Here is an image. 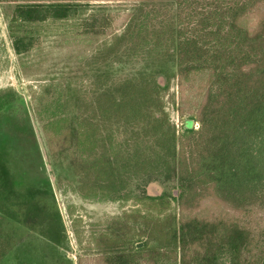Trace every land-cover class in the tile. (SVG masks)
<instances>
[{
  "label": "trees",
  "instance_id": "1",
  "mask_svg": "<svg viewBox=\"0 0 264 264\" xmlns=\"http://www.w3.org/2000/svg\"><path fill=\"white\" fill-rule=\"evenodd\" d=\"M0 1L13 5L6 24L17 55L37 45L39 25L74 20L79 35L110 36L101 60H172L183 95L182 81L206 73L178 132L163 101L168 76L164 85L145 72L95 77L79 90L73 129L57 82L32 94L49 153L67 151L83 198L116 201L132 185L143 192L152 181H176L178 226L144 221L142 244L114 247L111 264L155 256L168 264H264V0H128L130 12L82 18L83 7L114 0ZM7 102L0 99V109ZM9 173L0 158V212L19 219L34 194L8 183Z\"/></svg>",
  "mask_w": 264,
  "mask_h": 264
},
{
  "label": "rangeland",
  "instance_id": "2",
  "mask_svg": "<svg viewBox=\"0 0 264 264\" xmlns=\"http://www.w3.org/2000/svg\"><path fill=\"white\" fill-rule=\"evenodd\" d=\"M101 3L83 7L80 17L95 11L130 12L135 7L134 1L128 0ZM12 8L11 3L0 1V99L8 100L0 109V158L10 171L8 183L34 194V203L19 211V219L0 212V245L8 243L0 264H111L114 247L142 244L144 236L138 232L146 228L144 221L178 226L176 181H152L143 192L132 185L129 195L116 201L83 198L75 190L77 176L67 151L49 153L42 133L43 121L33 113L32 94L45 83L57 82L63 113L70 117L73 129L79 90L82 85L90 86L95 77L113 80L145 72L155 74L164 85L168 76L169 89L163 101L178 132L201 98L206 73L192 74L182 81L183 95L172 60H101V48L110 36L79 35L74 20L39 25L37 45L17 55L6 24ZM15 123L20 125L19 130ZM194 127L198 123L194 122ZM162 194L166 195L163 199L144 197ZM209 207L205 203L201 209ZM26 215L34 218L30 224L22 220ZM100 235L105 236L102 239L106 242L97 238ZM115 240V245H108L107 242ZM167 261L155 256L145 258L142 264H168Z\"/></svg>",
  "mask_w": 264,
  "mask_h": 264
},
{
  "label": "built area",
  "instance_id": "3",
  "mask_svg": "<svg viewBox=\"0 0 264 264\" xmlns=\"http://www.w3.org/2000/svg\"><path fill=\"white\" fill-rule=\"evenodd\" d=\"M197 123V122H196Z\"/></svg>",
  "mask_w": 264,
  "mask_h": 264
},
{
  "label": "water",
  "instance_id": "4",
  "mask_svg": "<svg viewBox=\"0 0 264 264\" xmlns=\"http://www.w3.org/2000/svg\"><path fill=\"white\" fill-rule=\"evenodd\" d=\"M140 245V244H139Z\"/></svg>",
  "mask_w": 264,
  "mask_h": 264
}]
</instances>
